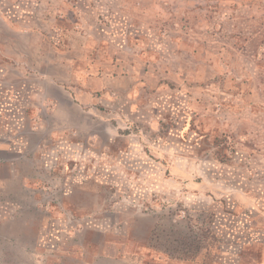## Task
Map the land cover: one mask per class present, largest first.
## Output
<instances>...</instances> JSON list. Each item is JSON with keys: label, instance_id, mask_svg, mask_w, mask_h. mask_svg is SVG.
<instances>
[{"label": "rangeland", "instance_id": "1", "mask_svg": "<svg viewBox=\"0 0 264 264\" xmlns=\"http://www.w3.org/2000/svg\"><path fill=\"white\" fill-rule=\"evenodd\" d=\"M15 114L0 264H264V0H0Z\"/></svg>", "mask_w": 264, "mask_h": 264}, {"label": "crops", "instance_id": "2", "mask_svg": "<svg viewBox=\"0 0 264 264\" xmlns=\"http://www.w3.org/2000/svg\"><path fill=\"white\" fill-rule=\"evenodd\" d=\"M27 143L23 122L19 114H15L8 124L0 122V153L22 154L28 146ZM8 164L12 169L16 168L15 163Z\"/></svg>", "mask_w": 264, "mask_h": 264}, {"label": "trees", "instance_id": "3", "mask_svg": "<svg viewBox=\"0 0 264 264\" xmlns=\"http://www.w3.org/2000/svg\"><path fill=\"white\" fill-rule=\"evenodd\" d=\"M211 237L210 238V241L213 242L212 243V246L216 247L218 245V242H219V239L218 237L213 234V235H208V236H205L204 239H198V241H196L195 244H193L194 248L196 249L195 251L197 252L196 256H203V262L202 264H211L213 263L214 261V256H215V251H213L210 247V243H209V247H207V249H205L206 251L205 252H201V249L203 248V240H205L207 237Z\"/></svg>", "mask_w": 264, "mask_h": 264}]
</instances>
